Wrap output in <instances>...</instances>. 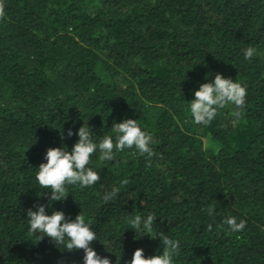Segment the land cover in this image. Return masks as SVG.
Here are the masks:
<instances>
[{
  "label": "trees",
  "instance_id": "16d2710c",
  "mask_svg": "<svg viewBox=\"0 0 264 264\" xmlns=\"http://www.w3.org/2000/svg\"><path fill=\"white\" fill-rule=\"evenodd\" d=\"M3 3L0 264H83V250L29 231L27 210L39 204L68 220L82 213L97 236L90 246L112 264L137 248L160 254L159 233L180 242L173 264H264V0ZM217 73L246 88L245 105L195 124L190 100ZM124 119L153 136L155 155L126 148L105 163L97 150L88 167L100 180L68 186L67 198L49 205L35 179L46 150L70 151L85 123L93 142H115L111 127ZM114 187L120 192L104 202ZM149 214L153 230L137 238L128 219ZM229 216L246 227L230 231Z\"/></svg>",
  "mask_w": 264,
  "mask_h": 264
},
{
  "label": "clouds",
  "instance_id": "9594fccd",
  "mask_svg": "<svg viewBox=\"0 0 264 264\" xmlns=\"http://www.w3.org/2000/svg\"><path fill=\"white\" fill-rule=\"evenodd\" d=\"M5 16L3 0H0V18ZM245 60H251L256 55L254 47L243 50ZM247 95L246 88L235 82L231 78H226L220 73L215 74L210 82L200 84L194 92V99L190 100L189 112L193 123L198 125H209L217 116L219 109H224L228 105H235L236 109H242L245 105ZM233 115L239 119L240 111H234ZM112 132L115 133V142L111 136L105 135L98 143L93 142L92 132L87 124H82L76 135L78 140L72 145L71 150L65 147H50L44 154L46 162H42L37 167L35 179L40 188L50 191L48 197L49 205L52 201H63L67 198L68 186L77 185L80 188L90 187L100 180V174L88 167L92 155L99 151V159L102 162H109L115 159L117 152H122L126 148H134L140 155H147L151 159L155 152L151 147L155 143L153 136L142 131L137 123V119H124L119 123L114 122ZM67 135H73L71 129L67 130ZM129 180L123 179L121 187L128 185ZM120 187H114L111 192L104 195V202L114 199L120 192ZM43 194L41 192L39 195ZM38 195V196H39ZM36 210H27L29 231L33 234L40 233L37 239L43 237L50 238L57 245H63L61 250L73 252L83 250V264H112L107 257H101L90 246L97 240L96 233L90 226V221L86 222L85 216L80 213L73 220H68L63 211H53L50 215L45 214V205H36ZM212 215L213 207L207 209ZM153 214L147 218L135 215L128 219L129 228L135 233L141 232L148 235L153 230L155 220ZM223 224L229 227L232 232H239L246 227V222H237L235 217H227ZM211 231L212 225L207 226ZM149 236V235H148ZM161 244L163 245L160 254L145 257L143 249L137 248L132 254L130 261L125 264H173V257L180 253V242L159 233ZM120 258V257H119ZM119 261V260H118ZM63 264V261L59 262Z\"/></svg>",
  "mask_w": 264,
  "mask_h": 264
}]
</instances>
